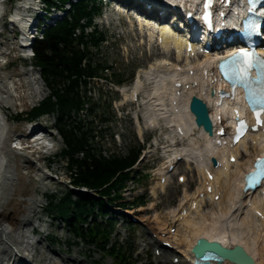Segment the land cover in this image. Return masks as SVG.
Returning <instances> with one entry per match:
<instances>
[{
    "label": "rangeland",
    "instance_id": "1",
    "mask_svg": "<svg viewBox=\"0 0 264 264\" xmlns=\"http://www.w3.org/2000/svg\"><path fill=\"white\" fill-rule=\"evenodd\" d=\"M23 2V0H5L3 4L4 13L0 19V52H4L6 56L4 58L2 56L0 57V61L3 62L0 64V78L2 80L8 77L11 73L17 76L19 75L18 78L20 76L25 77L29 74L28 66L31 61L23 60L21 57H18L19 54L24 53V51L21 49L22 47L18 45L16 35H14L15 32L13 30L15 28L12 29L11 24H7V15L10 12L15 14L13 12H15L17 8L22 9L21 6ZM120 2L126 3V0H104L103 4L107 3L104 6L105 15L107 17L109 15L113 18ZM123 5L124 9L126 8L127 10L128 7L125 4ZM120 11L126 13L122 9ZM128 15L135 21L133 26H130L128 19L126 20L124 17H120L117 21L119 22V25L116 26L118 28L117 30L112 27H109L110 29L107 30L103 24H100L102 25V27L99 25L100 29L105 31V38L98 46L88 44V48L93 55L94 62L101 63L104 67H108V70L105 68L101 69V73L99 75L100 77H97L89 82L86 94L88 98L85 99L86 108H83V112L79 114L78 118H80V121L82 120V122H84L86 129L91 132L89 136V145H92L97 149H101L103 154L106 156L114 154L125 155L130 148L136 147L139 144L144 145V150L142 151L143 158L139 160L135 166L136 169H144L145 175L142 176L138 183L136 182L133 184L129 182L127 188L122 193L123 198L118 199L117 202L127 200L132 201L133 198L137 196H141L147 201L144 205L131 208L133 210L130 212V216H132L133 219H129L137 229L136 234H132L131 230H125L126 224L125 222H122V218L116 219L117 233L120 234V242L124 243L127 251H129V246H137L138 250L136 251V254L134 257H130L132 261L136 262L135 264H158L155 260L157 250L155 245L151 243L154 239L161 240L164 237H167L169 235L168 227L171 225L176 228V230H174L171 234H174L175 232L178 233L175 236L177 239L174 238L175 250L177 252L179 251V254L181 253L185 255L177 246L182 245V243L178 242V237L181 236V233L183 232L178 230V221H176V217L174 215L182 206L181 202L185 199L183 198L185 181L182 183L179 182L177 176L179 174L185 175L187 172L193 174L194 165L182 159L181 161H183V164L180 166L178 165L179 168L176 170L174 169L175 172L173 173L172 182L167 183L163 188L157 186L161 168L165 165L166 155L169 152L166 151V149H169L171 146V137L175 136V138H177V135L174 134L173 128L169 127L168 129L164 126L162 123L163 120L159 121L162 123L160 125H162L161 128L164 130L146 128V116H144L146 108L145 103H142L141 101L142 98L134 103L129 100H124L122 102V95L119 91H117V88L121 87L125 91H130L133 82L137 78L136 74L140 70H147L148 65L153 62L154 59L160 58L159 55L156 57L151 55L155 46L153 47L146 44L148 41L143 44L141 43V39L146 41V30L141 33V30H139L138 25L136 24L135 18H133V15L131 14V9L128 10ZM97 19L102 20L99 17H97L96 20ZM89 30L90 29L88 28L87 31ZM7 51L9 53H7ZM4 61H7V63L4 64ZM35 68L38 76L41 71L39 68ZM40 77L41 78L38 76V78L41 79L39 82L41 84L42 91L39 93V96L37 94H32L34 92H28L30 96H28L29 100L27 102L29 103L27 106L16 108L13 104L7 105L6 103L0 101V104L3 106L4 111L8 116V122L11 123L13 127L20 125L21 127H24V125H26V119L21 118L20 120V118H18V114L29 111L32 105H35L41 96L46 95L50 91L48 90V85L46 80L43 79L42 74ZM7 80L8 78L4 79V82ZM93 102L97 103V106L94 108L95 112L87 110L93 105ZM73 113H71V122L77 116H73ZM136 113L140 124L143 126V134H139L137 131V120L135 118ZM42 118V124H44L45 128L48 129L43 131L44 135L50 138V134L53 133V135L56 134L57 136L52 143L53 150L50 151L48 147L45 146V148H43L40 144H38L37 147L39 146V149L37 150L38 152L35 153L36 158L34 159L31 157L32 160L35 161V165H33V168H35L29 169L30 171L28 174L31 176V183L35 186V197H37L39 202V206L33 215L34 219L37 220L33 226L36 234L32 236L35 239L40 238L42 240L41 243L33 245V252H35L37 248H40L41 251H39V255L40 258L43 259L49 254V249L47 248H51L54 252H56L55 255L60 254L65 256H76L79 259H83L85 264H121L119 260L117 262V260H114L111 256L104 255L103 250L96 248L92 251L86 239H82L81 237L71 233L67 226L64 225V222L59 219L56 214L46 209V205L48 204L46 198H48V194L55 193L58 197L64 194L66 192L65 186L70 182V175L66 169L67 158L58 155L63 147V139L55 128L54 117L50 115ZM26 139L28 140L29 138L26 137L25 140ZM40 141H42V139ZM181 141L183 144L178 146V148L187 144H184L185 141ZM246 144L248 145L247 148L249 147V150L253 151L252 149L255 147L254 143L248 141ZM43 149H46V151H49L50 153L42 152ZM80 156L81 155H79V157ZM241 159L242 160H238V167L242 166L245 157H242ZM230 169L228 171L229 176L234 173L233 171H235L233 167L231 169L232 171ZM221 179L220 184L223 182L224 177ZM195 184L196 182L193 179V181H191V183L187 186V191L189 193L194 191ZM199 184L197 186H199ZM154 190H156V195L153 196ZM218 200L215 199L216 202H218ZM232 201L237 202L233 205L234 207H231V213H229L226 217L227 228H231L230 230L236 233L240 232L241 235L248 239V242L250 238V241L253 244V249L255 248V257H257V260L262 261L259 262V264H264V246H262L264 245V234H262V231H260V233L257 231L255 232V224L248 221L249 216L247 215L250 210L249 205H246L248 202H243L240 198H235ZM209 202V200H203V202L199 205L200 208H198L199 206L192 208V210L188 212L189 215L191 214L189 218H200L201 216L203 217V215H207L206 213L209 211L211 212L213 205L211 202L209 204ZM116 207L118 208V206ZM174 210L176 211L174 212ZM245 212L248 214H245ZM243 217L245 220H243ZM246 221H248V223ZM199 224L203 225V223ZM182 227H184V224H182ZM253 227L254 229H252ZM28 229V232L33 230L31 227ZM160 230H162L161 233ZM45 234L50 235L45 237ZM188 234L189 233L187 232V235ZM114 235L116 236V234ZM135 235L136 238H134ZM50 239L52 242H50ZM80 240H84V242L78 243ZM146 243H148V246ZM169 255L170 257L172 256L171 254ZM169 255L166 256L167 261H169Z\"/></svg>",
    "mask_w": 264,
    "mask_h": 264
},
{
    "label": "bare ground",
    "instance_id": "2",
    "mask_svg": "<svg viewBox=\"0 0 264 264\" xmlns=\"http://www.w3.org/2000/svg\"><path fill=\"white\" fill-rule=\"evenodd\" d=\"M4 2L5 0H0V19L4 13ZM121 5L120 2V5L117 8L123 10L124 7ZM120 13H122V11H120ZM124 15L130 21V26H133L135 23L134 19L130 18L128 12L124 13ZM144 15L153 16L156 14H154V12L153 14L149 12ZM138 18V28L141 30V33L146 30L145 35H147L148 40L152 41L154 38L155 40H162L159 44L161 49H155V52L151 54L153 57L159 55L160 58L154 59V61L148 65L147 70H140L136 74L137 78L133 82L134 87L132 92L122 89V102L126 100L127 97L128 99H131L134 93L136 94V92L140 91L142 97L141 101L142 103H145L146 113L144 116H146L147 120L152 124L160 125L159 120L163 119L165 123L170 126H174L175 128L179 126L181 130H183V133L179 134L177 137L180 140L188 141V148L184 145L178 150V147H172V145L176 144L178 141L175 136L171 137V146L167 149L170 151L167 156L169 163L173 164L174 158L178 155H183L186 158L184 161L195 165L193 174L187 172L184 175L185 188L183 189V198H185V200L182 201L181 204L186 206V214L183 216L180 215L182 207H184L183 205L174 214L176 220H179L178 230L183 232L181 233L182 235L178 237V242L182 243V245L177 246L185 255L181 254L180 256L177 254L176 250L172 252L166 249L164 245L162 246V244H160L158 247H160L161 253L155 257L156 262L162 264H190L187 261V250L192 247L197 237L203 236L210 240L219 241L228 247H231L234 244L240 245L248 255L254 258V264H259V262L262 261H259L254 257L255 248L253 249V244L251 243L250 238L249 243L248 239L241 235L240 232L236 233L231 231V228H227L226 221L227 215L231 213V207L237 202L232 200L241 195V191L238 188V176L243 169L241 168L242 166L238 167V158L240 160H242L241 157L243 156L246 158V161L244 160L245 163L243 164L246 168L253 155L247 153L246 156V142H240V147L243 148L244 152L239 151L237 148L239 145L235 146L234 149L229 152L231 156H234L235 161L232 164L228 163L227 155L229 154H225L227 152V147L218 148L212 144L211 136L196 126L193 120V115L190 113L188 107V102L191 99V96L196 95L205 100L206 104L210 107V117L213 115L212 106L215 107V105H213L215 98L209 92L205 91V83L201 80V73L197 72V69L201 66H203V68L210 66V63H212V56L207 55L204 58L195 57L193 59L184 56L181 49L184 45V41L187 42L186 36L183 34H177L167 24L157 23V21H152L141 14ZM12 20L15 23H18L22 28L30 22V18H24L23 13L20 11H17L16 14L12 15ZM34 32L35 30H30V34L34 35ZM185 34L188 35L189 32ZM23 45L27 44L25 43ZM171 46L177 50L174 57L169 56L168 50ZM1 56L4 58L6 55L5 53L0 52V57ZM0 63L2 62L0 61ZM35 69L36 68H33L32 66L29 70V74L27 73L28 75L25 77L20 76L18 78L19 75L17 76L11 73L6 77L8 80L5 82L4 79L6 78L2 77L4 78L3 80L0 78V101L7 105L13 104L16 108H20L21 106L24 107L28 105V96H30L28 92H34L32 94H37L39 96V93L42 91L39 82L41 79H39V75L38 78ZM189 69H193V74L188 73ZM178 75L184 81V86L179 88V93H177L178 89L174 88L172 85V79ZM192 77L193 80L199 79L197 85L191 83ZM186 83L191 84L190 87L186 88ZM7 117L3 106L0 104V264H85L83 259H79L76 256L55 255L56 252L51 248H47L49 249V254H46L47 256L43 259H41L39 255V251H41L40 248H37V250L33 252V245L41 243L42 240L40 238L35 239L32 236V230L31 232H28V228L31 227V229H33L35 221H37L34 219L33 215L39 206L38 199L35 197V186L31 183V176L28 173L30 171L29 169H32L33 165H35V161H33L32 158H36L35 153L38 152L37 150L39 149V146L37 147V145L40 144L42 147V144H44L46 140L42 139L41 133L30 139V136H32L33 133H38L35 129L30 132L33 129V126L24 125V127H21L20 125L13 127V125L8 122L9 119H7ZM148 121H146L145 124L146 128L148 127ZM213 128L215 133L217 128L214 125ZM137 130L140 134L143 133V126L139 122ZM262 135L263 133H258L255 138L250 137L249 139L254 142L257 137L262 138ZM26 137L29 139L25 140ZM41 139L42 141H40ZM189 143L192 146H190ZM173 154L174 157H172ZM211 157L218 159V162L221 164L214 167L210 164ZM182 164L183 161H176L173 168L176 170L179 168L178 165L180 166ZM232 167L235 171L229 176L228 171L230 168L232 169ZM167 168L168 165L161 168V174L166 176V180L164 183H161L160 180L158 181L157 186L160 188H163L164 185L172 182L173 172L175 170L169 173L167 172L169 171ZM207 170L214 175V179L211 181L207 179ZM179 176L180 174L178 177ZM222 177H224V179L220 184ZM193 179L196 182L195 190L192 193H189L187 191V186L193 181ZM207 183L214 187L211 192H205ZM198 184L199 186H197ZM201 191L205 192V199L198 197ZM218 193H220L219 196L221 197L218 202H216L214 197ZM154 195H156V190H154L153 196ZM207 199L213 205L212 211H209L208 213L205 212L207 215H203V217L199 214L201 216L200 218H195L194 216V218H189L191 214L189 215L188 212L192 210L191 207L193 203L195 204V207H197L203 202V200ZM187 201H189L188 206L185 204ZM243 201L247 200L244 198ZM248 201L250 202L251 211H248L249 214L245 212V214L247 213V216H249L248 221L255 224V232H263L264 227L262 222L256 221L252 212L254 209L261 211L264 217V206L255 196L250 197ZM198 208H200V206ZM175 211L176 210H174V212ZM243 220H245V218ZM248 221L246 222L248 223ZM198 222L203 223V225ZM182 224H184V227H182ZM171 227L172 226H169L168 229ZM252 229H254V227ZM187 232L189 233L188 235ZM177 234L178 233H169L170 239H177V237H175ZM262 234H264V232ZM155 242L158 241L155 240ZM170 253L172 257L167 261L166 256ZM175 256H179L177 263H173ZM223 263L232 264L228 260H225Z\"/></svg>",
    "mask_w": 264,
    "mask_h": 264
},
{
    "label": "trees",
    "instance_id": "3",
    "mask_svg": "<svg viewBox=\"0 0 264 264\" xmlns=\"http://www.w3.org/2000/svg\"><path fill=\"white\" fill-rule=\"evenodd\" d=\"M45 1L48 5L54 2ZM57 1L62 4L66 0ZM91 2L79 0L73 3L68 15L45 29L43 37L33 44L32 61L41 69L50 92L31 110L19 113L18 118L33 119L44 113L54 115L59 135L63 139V147L58 155L67 158L66 169L72 184L85 186L98 194H78L65 187L66 192L59 197L55 193L48 194L46 209L62 219L71 233L86 239L90 246L98 247L121 264H131L123 246L118 240L115 243L111 240L115 227L113 220L99 217L111 214L105 198L113 203L121 197V188L126 186L128 180H141L143 171L136 172L131 167L137 161L142 146L130 148L125 155L106 156L101 149L89 145L91 132L81 125L80 120L74 118L71 122L72 111L77 112L85 102L79 89L80 84H86L88 77L99 75L100 70L106 68L94 62L88 49V42L98 45L103 39V33L84 32L85 24H90L93 14L100 11ZM83 19L86 20L85 24L82 23ZM77 27L80 28V34L74 31ZM95 106L97 103L93 102L89 111H94ZM144 202L145 199L139 198L122 205ZM91 250L94 251V248Z\"/></svg>",
    "mask_w": 264,
    "mask_h": 264
},
{
    "label": "water",
    "instance_id": "4",
    "mask_svg": "<svg viewBox=\"0 0 264 264\" xmlns=\"http://www.w3.org/2000/svg\"><path fill=\"white\" fill-rule=\"evenodd\" d=\"M195 106V107H194ZM191 110L196 115V120L198 124L204 123L206 129H208L211 133L210 121L207 117V108L203 101H201L198 97L193 96L190 103ZM197 243L192 248V251L197 256L204 249H214L218 253H221L223 256L228 258L230 261H234L235 264H252L251 257H248L243 251L241 246L234 245L231 248L224 246L223 244L216 241H209L204 237H199L196 241Z\"/></svg>",
    "mask_w": 264,
    "mask_h": 264
},
{
    "label": "snow or ice",
    "instance_id": "5",
    "mask_svg": "<svg viewBox=\"0 0 264 264\" xmlns=\"http://www.w3.org/2000/svg\"><path fill=\"white\" fill-rule=\"evenodd\" d=\"M237 55H242L243 57L247 58V57L251 56L252 53H250L247 50L242 49L241 52L239 54H237ZM245 63H248V61L246 60ZM258 66L262 70L261 76L258 77V79L260 81V86L257 89L254 90V98H252L253 93H252L251 90L249 91V97H250L251 103L253 105H260L261 106V110H264V60H260L258 62ZM249 67H251L250 64H249ZM238 79L245 84L246 89H251V86H250V84L248 82L247 75L241 74L238 77ZM237 115H238V113H237ZM256 115H257V124L264 123V121L260 120L261 111H257ZM243 127H244V122H241L240 128H243Z\"/></svg>",
    "mask_w": 264,
    "mask_h": 264
}]
</instances>
